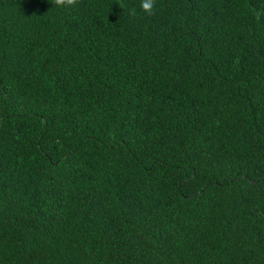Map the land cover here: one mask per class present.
Here are the masks:
<instances>
[{
    "label": "trees",
    "instance_id": "trees-1",
    "mask_svg": "<svg viewBox=\"0 0 264 264\" xmlns=\"http://www.w3.org/2000/svg\"><path fill=\"white\" fill-rule=\"evenodd\" d=\"M140 3L0 0V264H264V0Z\"/></svg>",
    "mask_w": 264,
    "mask_h": 264
},
{
    "label": "clouds",
    "instance_id": "clouds-1",
    "mask_svg": "<svg viewBox=\"0 0 264 264\" xmlns=\"http://www.w3.org/2000/svg\"><path fill=\"white\" fill-rule=\"evenodd\" d=\"M51 3H53L58 8H70L76 6L79 3V0H51ZM154 3L155 0H141L140 8L143 12L151 15ZM131 14L135 15V11L132 10Z\"/></svg>",
    "mask_w": 264,
    "mask_h": 264
}]
</instances>
